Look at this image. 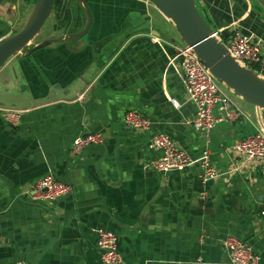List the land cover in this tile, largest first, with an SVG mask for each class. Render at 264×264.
I'll use <instances>...</instances> for the list:
<instances>
[{"label":"crops","instance_id":"1","mask_svg":"<svg viewBox=\"0 0 264 264\" xmlns=\"http://www.w3.org/2000/svg\"><path fill=\"white\" fill-rule=\"evenodd\" d=\"M86 1L93 23L83 38L29 54L60 31L85 28L80 8L56 0L49 35L0 69V264H102L99 228L116 235L128 264H229L228 236L264 264V161L244 162L233 150L264 130V110L233 98L246 119L219 123L207 137L195 131L172 22L147 0ZM195 3L210 26L264 41V0ZM31 4L0 0V40L23 27ZM131 110L150 130L124 124ZM5 111L18 114L15 125ZM96 133L101 144L72 152L76 138ZM154 134L169 136L192 159L208 149L220 177L202 184L198 165L157 173L150 164L161 154L148 148ZM47 174L71 192L30 201L24 193Z\"/></svg>","mask_w":264,"mask_h":264},{"label":"built area","instance_id":"2","mask_svg":"<svg viewBox=\"0 0 264 264\" xmlns=\"http://www.w3.org/2000/svg\"><path fill=\"white\" fill-rule=\"evenodd\" d=\"M230 27H212V37L225 46L228 54L239 65L251 70L264 80V41L257 40L235 28L230 29ZM174 49V57L183 72L186 99L195 107V114L190 121L195 131L207 137L219 123H233L245 118L243 112L233 101V93L215 79L192 48L185 46ZM4 118L11 125H15L18 114L5 111ZM124 124L128 128L141 131H148L151 128V122L136 110L128 111L124 115ZM101 143L100 134H87L76 138L71 150L74 154H78L87 147ZM148 148L161 154L150 164V167L157 173L166 174L198 165L202 184L213 181L221 175L212 164L208 149H205L199 158L192 159L172 138L165 134H154ZM233 150L244 162L264 161V130H257L237 141ZM71 190L70 185L61 182L53 174H47L32 182L24 195L32 202L49 203L68 195ZM205 195L203 192L202 198H205ZM262 214L264 215V212ZM95 233L97 235L96 248L102 264H128L118 250L117 237L113 232L99 228L95 230ZM223 249L227 254L229 264H259V257L253 249L235 236H228L223 241Z\"/></svg>","mask_w":264,"mask_h":264},{"label":"water","instance_id":"3","mask_svg":"<svg viewBox=\"0 0 264 264\" xmlns=\"http://www.w3.org/2000/svg\"><path fill=\"white\" fill-rule=\"evenodd\" d=\"M147 1L172 22L185 46L193 49L219 83L225 85L235 97L241 98L246 104L264 110V80L239 65L228 54L225 46L212 37V27L199 12L195 0ZM55 2L56 0H35L23 27L0 40V69L8 59L19 54L41 33ZM74 3L87 17L85 28L66 36L45 39L33 46L29 54L55 44L74 43L89 32L93 15L87 1L74 0Z\"/></svg>","mask_w":264,"mask_h":264},{"label":"rangeland","instance_id":"4","mask_svg":"<svg viewBox=\"0 0 264 264\" xmlns=\"http://www.w3.org/2000/svg\"><path fill=\"white\" fill-rule=\"evenodd\" d=\"M65 2V0H58V5L57 6H59L61 3L63 4ZM71 2H73V5L75 4L74 3V0H71ZM69 6V5H68ZM53 16H54V14H53ZM49 24H50V21H49V19L46 21V23L44 24V26H43V28H42V30H41V33L38 35V36H36L35 38H37V41H39V40H41L42 38H44V37H46L47 35H49V29H50V26H49ZM63 33H65V32H61L60 31V33L58 34V35H61V36H64V35H62ZM60 37V36H59ZM32 44H30L29 46H31ZM175 45H178L179 47H183L185 44H184V42L182 41V39L179 37V35H178V44H175ZM29 46H27V47H29ZM26 47V48H27ZM233 96V98H237V97H235L234 95H232Z\"/></svg>","mask_w":264,"mask_h":264},{"label":"trees","instance_id":"5","mask_svg":"<svg viewBox=\"0 0 264 264\" xmlns=\"http://www.w3.org/2000/svg\"><path fill=\"white\" fill-rule=\"evenodd\" d=\"M27 2L34 3L35 0H26Z\"/></svg>","mask_w":264,"mask_h":264}]
</instances>
